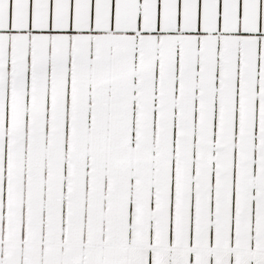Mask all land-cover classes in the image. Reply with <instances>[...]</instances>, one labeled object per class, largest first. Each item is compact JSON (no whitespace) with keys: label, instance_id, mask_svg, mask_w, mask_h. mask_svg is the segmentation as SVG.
I'll list each match as a JSON object with an SVG mask.
<instances>
[{"label":"snow or ice","instance_id":"snow-or-ice-1","mask_svg":"<svg viewBox=\"0 0 264 264\" xmlns=\"http://www.w3.org/2000/svg\"><path fill=\"white\" fill-rule=\"evenodd\" d=\"M0 264H264V0H0Z\"/></svg>","mask_w":264,"mask_h":264}]
</instances>
